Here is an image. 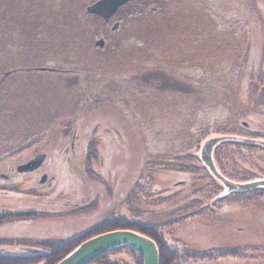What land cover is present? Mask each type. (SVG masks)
Wrapping results in <instances>:
<instances>
[{"label":"rangeland","instance_id":"374dc122","mask_svg":"<svg viewBox=\"0 0 264 264\" xmlns=\"http://www.w3.org/2000/svg\"><path fill=\"white\" fill-rule=\"evenodd\" d=\"M95 1L0 0L5 28L33 18L36 63L72 70L33 85L25 99L2 92L1 164L15 165L11 153L27 142L42 145L53 182L19 179L0 193V210H35L1 216L0 253L24 254L34 239L80 240L105 221L131 220L156 227L177 264H264V198L198 211L213 187L186 154L199 152L206 131L244 123L264 137V91L254 86L264 71V0H142L122 8L114 32L85 13ZM231 9L240 21L225 32L220 10ZM104 32L113 48L95 49L93 35ZM22 150L14 156L32 155ZM245 153L226 145L219 155L225 173L245 169L231 175L238 182L264 173V151ZM101 262L94 264H138L129 250Z\"/></svg>","mask_w":264,"mask_h":264},{"label":"flooded vegetation","instance_id":"af4514ba","mask_svg":"<svg viewBox=\"0 0 264 264\" xmlns=\"http://www.w3.org/2000/svg\"><path fill=\"white\" fill-rule=\"evenodd\" d=\"M148 1H133L130 3H126L121 6L114 15L110 17L108 21H104L101 17L93 14H87L89 16H93L97 18L99 21L103 23L106 27H110L112 32L116 31L121 27V19L118 16L120 11L123 7H126L129 4H146ZM152 10H155L153 8ZM19 16V14H18ZM18 16H16L18 18ZM15 17V18H16ZM21 18V19H20ZM19 19L22 22H14V27H7L5 28L3 25L7 24L3 21L2 18V25H0V102L3 99L2 92L4 93H13L14 96L18 97L21 96L22 98H26L30 95L29 92L32 91V86L36 85L37 87L40 84L46 82L47 77H61L62 73L70 74L72 70L69 69H61L57 62H53L47 59L44 61L40 60L43 63H36L37 60L33 59L32 50L35 45H39L34 43L33 44V18L29 14L28 17H20ZM16 26V27H15ZM40 27V25H39ZM114 27L115 29H112ZM114 30V31H113ZM93 47L95 49H100L103 51L104 48L112 49L113 45L110 44L105 36V32L102 35L94 34L93 37ZM100 41L101 45H98L97 42ZM9 53V59L5 60L6 54ZM3 58V60H2ZM73 78H75V74H71ZM255 80L257 79L255 75ZM79 83V82H78ZM77 83V84H78ZM257 89L264 91L261 89V83L256 82ZM31 90V91H29ZM15 100V99H14ZM26 106V105H25ZM20 107V110H24L26 112V107ZM17 111V110H16ZM28 111V110H27ZM12 112V110H11ZM244 126H246L243 123ZM31 126L30 124H26L24 126V130ZM32 146V147H31ZM30 147L32 150V155L26 157V154H20L18 156H14L15 153H19L22 149ZM23 151V150H22ZM214 152V151H213ZM188 156L193 159L191 154L193 153L191 150L188 152ZM11 154L13 155L12 160H15V165H2L0 162V193H7L8 190H15L16 185L18 184V180L22 179L25 180L27 178L33 179L37 181L39 185L51 186L53 182V177L47 180L48 171L43 169V165L45 160L48 158V153L44 151V146L42 145H35L33 146L32 142H27L24 145H21L19 149H15ZM43 154L44 159L42 163L37 166L36 168L30 169V166H27L36 156ZM217 155V153H216ZM197 166L200 168L198 162H196ZM9 166V167H8ZM8 170H5L6 168ZM16 179V180H15ZM15 180V181H14ZM47 181V182H46ZM12 194H15L13 192ZM201 200V204H199L198 209L201 207H208L210 211H214L216 207V203L212 204L211 206L202 205L204 201L202 198L199 197ZM193 200V199H192ZM35 210H16V209H5L0 210V215H9V216H26V214H34ZM23 250L24 254H3L6 257L10 258H31L36 256H41V248L35 246L24 245L21 247V251Z\"/></svg>","mask_w":264,"mask_h":264},{"label":"trees","instance_id":"16d2710c","mask_svg":"<svg viewBox=\"0 0 264 264\" xmlns=\"http://www.w3.org/2000/svg\"><path fill=\"white\" fill-rule=\"evenodd\" d=\"M220 13H221L220 14V22L224 23L223 25H221V28H223V31L227 32V29L232 28V27H230V25L233 26L234 28H236L238 26V22L240 21V19L238 17H240V16H238L237 13L235 11H233V9H231V10H220ZM8 59H9V53H7L5 56V60H8ZM256 82L261 83L260 88L264 89V71H263V73L261 72V74H259L257 76L256 80H254V86L255 87L257 86ZM174 88H176L177 90H180L179 87L176 85H174ZM211 131L212 132L206 131L205 132L206 135L208 134L207 132L214 133L213 130H211ZM229 132H233V134L229 133ZM201 133L202 132H199V134L197 135L199 138L201 136L205 135L204 133L203 134H201ZM220 134L221 135L222 134L223 135H233V136H237L240 138L253 139V140H263L264 141V137H262V135H259V132H255V131L251 130V128L244 127V126H242L241 128L239 126H236L233 129V131H223L222 129H220ZM205 136L202 139H204ZM202 139H200V140H202ZM226 145H233L238 150H246L245 157H255L253 155L254 152L257 153L258 151H264L263 146H260L257 144H252V143H245V142H241V141H225V142H221L218 145H216L214 148V152H213L215 163H216L220 173L223 176H225L227 179L232 180V181H237V180H235V178H233L231 175H235V174L239 175L240 173H242V171H245V169L241 168L238 170V173L234 172L233 174L232 173L227 174V172L226 173L224 172V167L220 163L219 155L220 156L223 155L222 149H224L226 147ZM216 153H217V155H216ZM186 154L188 155L187 152H186ZM191 156L193 157L194 161L198 162L200 168L198 166L197 167L199 168V171L201 173H203L202 177H204V176L207 177V179L210 181L209 182L210 186L213 187L212 190L210 189L212 191V193L210 195L206 196L205 198L200 197L204 201V204L202 202V205L211 206L216 201L218 203V202L225 201L227 199L228 200L232 199L234 197L235 198L238 197L241 201L242 200L246 201L245 198H247V197L264 198V188H255L253 190L245 191V192H233V193H230L228 195L220 197V193L223 190L220 183L217 182L210 175V173L208 172L206 167L202 164V162L198 158V155L195 152H193L191 154ZM248 164H249V167H250V165L253 166V163L250 164V162H249ZM257 166L258 165H256V167ZM259 170L264 172V168H262V167ZM261 175L262 176H259L258 174H254V176L253 175H245V176H241L240 179H243L244 181H249V180L264 178V173ZM202 210H203V207H201V209H198V211H202ZM1 216H7V215H0V224L4 223L6 221V217H1ZM7 221H9V219H7ZM101 224L102 225H100V224L96 225L91 230H89V231L87 230L86 232L82 233L80 235L81 236L80 240L71 239V240H67V241H56L53 239H49V240H39L38 239L35 241V239H34L31 241V243L29 245L35 246L38 248H42L40 251L41 256L24 258V259H20V258L15 259V258L6 257L3 254H0V264H38L41 262H44V264H56L58 261H60L64 256H66L70 251H72L75 247H77L84 240H86L90 237H93L95 235H98L100 233H104V232H108V231H112V230H118V229L136 231L138 233H141V234L151 238L156 243V245L158 247L159 264H177L176 262L178 261V259H176V257H174V255L172 254L171 251H169L168 249L165 250L164 249L165 247H163L160 244L159 238L157 237V234H156L157 233L156 227H146L144 225H140V223H137V222H134L131 220H118L115 222L105 221ZM85 236H90V237L85 238ZM82 239H84V240H82ZM70 241L76 242V243H73V244L71 243L72 245L69 246L67 243H69ZM0 242H3V241L0 240ZM121 250L131 251L132 253H134L136 255L137 263L138 264L142 263V260L139 256V254L135 250H133L130 247H121V248L115 249L113 251H110L108 253H105V254L97 257L96 259H94L89 264L101 262L104 258L106 259L107 256H109L113 253H116V252H120ZM103 264H113V263L108 262V263H103Z\"/></svg>","mask_w":264,"mask_h":264},{"label":"water","instance_id":"95a60500","mask_svg":"<svg viewBox=\"0 0 264 264\" xmlns=\"http://www.w3.org/2000/svg\"><path fill=\"white\" fill-rule=\"evenodd\" d=\"M142 0H97L86 8V14H93L108 21L116 11L126 3ZM101 45V42H97ZM225 141H241L245 143L257 144L264 147L263 140H253L240 138L233 135H211L205 137L200 142V149L197 152L198 158L206 167L210 175L220 183L223 190L221 196L233 192H245L255 188H264V178L237 182L223 176L214 160L213 151L216 145ZM44 159V155L36 156L27 166L30 169L39 166ZM121 247H130L135 250L142 264H159V252L156 243L149 237L132 230L118 229L104 232L90 237L80 243L56 264H89L97 257Z\"/></svg>","mask_w":264,"mask_h":264}]
</instances>
